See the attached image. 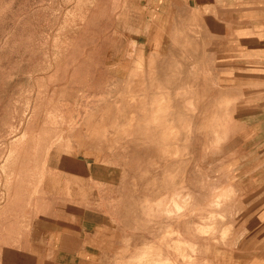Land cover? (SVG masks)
Returning <instances> with one entry per match:
<instances>
[{"label":"rangeland","instance_id":"rangeland-1","mask_svg":"<svg viewBox=\"0 0 264 264\" xmlns=\"http://www.w3.org/2000/svg\"><path fill=\"white\" fill-rule=\"evenodd\" d=\"M187 1L0 0V264H264V65Z\"/></svg>","mask_w":264,"mask_h":264},{"label":"crops","instance_id":"crops-1","mask_svg":"<svg viewBox=\"0 0 264 264\" xmlns=\"http://www.w3.org/2000/svg\"><path fill=\"white\" fill-rule=\"evenodd\" d=\"M185 7L201 14V23L205 24L206 36L212 40L213 46H215L213 41L229 42L237 39L241 51L248 55V48L253 47L257 55L256 62L260 61L261 65H264V0H188ZM227 51V48L223 49L225 54ZM212 54H215V49L212 50ZM244 64H248L247 59ZM89 164L91 163L88 161L83 162L84 167ZM70 207L72 209L71 219L68 220L70 226L66 227V231L69 232L68 241H71L69 245L74 246L75 243L78 245V241L93 239L86 233L94 232L96 235L101 226L96 222L93 225L91 220L89 224L88 219L91 216L101 219L102 211L99 207L89 209L83 203L72 204Z\"/></svg>","mask_w":264,"mask_h":264},{"label":"bare ground","instance_id":"bare-ground-1","mask_svg":"<svg viewBox=\"0 0 264 264\" xmlns=\"http://www.w3.org/2000/svg\"><path fill=\"white\" fill-rule=\"evenodd\" d=\"M159 261H162V258H161V260H159ZM163 261H164V260H163ZM163 261H162V262H163ZM167 262H168V260H165V262H164L163 264H165V263L168 264ZM153 263H154V262H153ZM155 264H156V262H155Z\"/></svg>","mask_w":264,"mask_h":264}]
</instances>
